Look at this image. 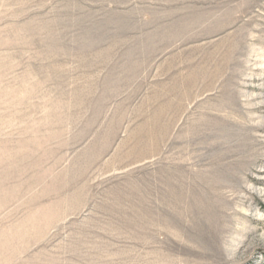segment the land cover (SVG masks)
<instances>
[{
  "label": "rangeland",
  "instance_id": "rangeland-1",
  "mask_svg": "<svg viewBox=\"0 0 264 264\" xmlns=\"http://www.w3.org/2000/svg\"><path fill=\"white\" fill-rule=\"evenodd\" d=\"M0 264H264V0H0Z\"/></svg>",
  "mask_w": 264,
  "mask_h": 264
}]
</instances>
